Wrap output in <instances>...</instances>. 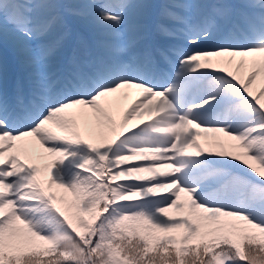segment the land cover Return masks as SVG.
<instances>
[{
	"label": "snow or ice",
	"instance_id": "1",
	"mask_svg": "<svg viewBox=\"0 0 264 264\" xmlns=\"http://www.w3.org/2000/svg\"><path fill=\"white\" fill-rule=\"evenodd\" d=\"M144 7L0 0V41L35 68L27 96L0 91V264H264V0L225 42L229 5L172 0L174 43L138 50ZM68 17L104 30L105 55L53 72ZM122 90L140 95L120 109ZM210 132L230 143L206 150Z\"/></svg>",
	"mask_w": 264,
	"mask_h": 264
},
{
	"label": "bare ground",
	"instance_id": "2",
	"mask_svg": "<svg viewBox=\"0 0 264 264\" xmlns=\"http://www.w3.org/2000/svg\"><path fill=\"white\" fill-rule=\"evenodd\" d=\"M204 1V0H203ZM211 2L214 1H218V3H223L222 0H210ZM172 0H169L168 3H171ZM255 1H251V2H238L235 5H232L233 7L231 8V12H230V17L227 20L228 23V27L231 28V25L233 23H239L241 25V27H246L247 26V19L248 18H254L255 14H257L259 12V9H254L249 7L250 4L254 3ZM167 4V3H165ZM161 5L160 11L162 12V8L165 5ZM244 20V22H241V20ZM170 24L172 25L173 23L171 21H169ZM66 23L73 29L70 30V28L66 29V33H67V37L70 36V41L67 42L65 40L64 46L56 53V55H54L50 61H55L54 63L56 64V67H54L53 64H50L49 61V70L53 72H55V70H57L58 68H62V70H66L69 64V61L71 60V58L73 56H75L76 58L80 59V60H87V59H92V58H96V57H100L105 55V49H103L102 47H100V42L102 40L107 39V37L105 36V34L101 33V31H94L91 29V32H87L86 29H84V27H82V24L85 23V20L80 18V17H68L66 20ZM162 24H167L166 22H162ZM160 24H158L157 26H155L156 29H159L158 26ZM102 29V28H100ZM83 32H87L84 36ZM229 32V31H227ZM234 39H239V36L237 33L233 32V36ZM214 42H225V40L228 37H221L219 39L216 38V34L214 35ZM5 39H3L4 41ZM1 44V41H0ZM147 48V46H145V42L142 41V39H140L138 41L137 44V49L138 50H142L143 48ZM151 47V46H150ZM26 52L22 51V52H9V58L11 60L12 63L15 64V70H10L7 68V72L5 71V75H10L11 73H16V79H15V83L12 87L11 91H3V87L6 86L8 89H10L9 87V83H3L5 80L0 76V80L2 81V83L4 85H0V87L2 88V91L4 94L7 95V97L12 94L13 92H15V90H21L23 91V93L27 96L32 88V82L34 79V75L30 76L28 78V80L25 81V83L21 84L22 81H24V79L26 78L27 72L28 71H35L34 66L31 64L30 62V58L28 56V54L25 55ZM7 56L3 50L0 47V60H3V58ZM25 61H28V63H26ZM64 63L66 64V68L64 69L62 65H60V63ZM61 71V70H60ZM174 75V74H173ZM1 83V82H0ZM253 90L258 92L261 88H264V77H260L257 79V81L252 85ZM126 94L127 98H123V95ZM122 98L119 102V108L123 109L124 107H127V105L134 99L136 98V96L140 95L138 90H122ZM9 101L10 98L8 97ZM11 102V101H10ZM144 121H147L148 119H144V117L142 118ZM141 123V120L139 119L137 121V119H133L130 120L128 122V125L125 128V131H127V128H134V126L136 124ZM184 195L181 194V200L183 201Z\"/></svg>",
	"mask_w": 264,
	"mask_h": 264
},
{
	"label": "rangeland",
	"instance_id": "3",
	"mask_svg": "<svg viewBox=\"0 0 264 264\" xmlns=\"http://www.w3.org/2000/svg\"><path fill=\"white\" fill-rule=\"evenodd\" d=\"M169 0H140L141 3L145 4L146 7H144L143 9L140 10L139 12V16L137 18H135L134 22H138L139 24L142 25V30L139 33V35L142 37V41H146V39L149 41L150 45L156 46V45H164L167 46L171 43H174L173 40H171L169 37L162 35L159 37V33H161L159 31V33L156 30L152 29V25L155 23L156 20V15L157 12L159 11V9L161 8V5L168 3ZM234 1H243V2H251V1H255V0H234ZM203 2L211 4L210 0H204ZM226 3L231 2L230 0H225ZM230 4V3H229ZM231 8V7H230ZM75 18V17H74ZM85 23L82 24V27H84V29L87 30V32H91V29L94 31H101V33L104 34V30L100 29V27L98 25H95L94 23H92L90 20L88 19H84ZM162 21L163 22H168V19H166L165 17H162ZM220 27L218 29V31L216 32V38L219 39L221 37H230L233 36V31L232 28L230 27H226L227 26V21H220L219 22ZM176 27V26H175ZM174 27V28H175ZM67 28H71L67 23L66 26L64 28H60L57 30V34H59L60 32H66ZM171 28V27H170ZM229 31V32H227ZM87 32H83L84 36ZM137 36V33L134 31H129L126 32L125 35V39L128 38H135ZM153 36H156V38H154ZM5 40L1 41L0 47L3 50V52L7 55L3 58V60H0V76L5 80L3 83H7V81L10 83L11 86V82L15 83V79L17 74L11 73L10 75H5V71L7 72V68L10 70H15V64L11 62L9 56V52H26L25 51V44L22 40L18 39L17 37L9 34L6 38H4ZM161 39V40H160ZM215 39V38H214ZM140 40V39H139ZM66 41L69 42L70 41V36L66 38ZM31 47H35V42H33L31 45ZM27 53H25L26 55ZM52 58V57H51ZM26 63H28V61H25ZM55 61H50V64H53L54 67H56V64L54 63ZM53 71V70H52ZM35 72V71H34ZM33 71H28L26 78L24 79V81L21 82V84L25 83L26 80H28V78L32 75H34ZM56 72H59V70H56ZM0 85H4L2 83V81L0 80ZM0 90H2V88L0 87ZM11 91L7 88H5V86L3 87V91ZM21 90V88H20ZM17 94V90H15V92H13L12 94H10L8 97L10 98V101L13 102L15 95ZM139 96V95H138ZM137 97V96H136ZM149 117L147 115L144 116V119H148ZM136 120V119H135ZM139 119H137L138 121ZM213 136L219 137V139L224 143L225 147H227V145L230 143L228 137L224 136L223 133H209L208 134V138L205 139L204 136H200L197 137L198 143H200L206 150L208 151H216L217 150V145L216 143L213 141ZM58 192H63V190H57ZM70 195V194H69Z\"/></svg>",
	"mask_w": 264,
	"mask_h": 264
}]
</instances>
